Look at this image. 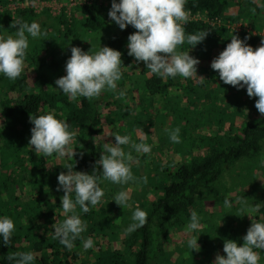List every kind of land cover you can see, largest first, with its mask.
Returning <instances> with one entry per match:
<instances>
[{
  "label": "trees",
  "instance_id": "1",
  "mask_svg": "<svg viewBox=\"0 0 264 264\" xmlns=\"http://www.w3.org/2000/svg\"><path fill=\"white\" fill-rule=\"evenodd\" d=\"M7 3L0 0V5ZM111 3L87 0L70 17L46 12L49 23L42 31L47 36L30 39L23 74L15 81L0 75V216L15 224L9 245H0V264H11L8 257L22 252H34L35 264H213L217 254L226 255L225 240L242 246L252 221L264 222V208L249 217L236 203L243 197L249 205L264 204V116L255 108L258 98H250L246 88L224 85L210 67L233 35L247 38L254 50L262 46L264 0H186V34L209 33L195 48L185 43L178 50L199 59L197 76L206 80L203 85L196 77L150 75L143 62L128 56V36L136 30H121L109 19ZM39 16L30 11L16 17L0 14V35H14L12 24L18 19L32 23ZM244 20L252 22L250 31ZM100 45L122 53L118 88L97 98L69 100L57 91L55 80L66 75L71 47L94 53ZM204 100L202 109L198 104ZM49 111L75 133L73 158H45L29 147L30 115ZM177 128L181 143L173 145L165 132ZM112 133L128 134L134 142L152 147L149 155L132 151L134 185L147 189L135 200L147 213V223L125 234L134 208L109 203V182H101L102 203L87 214L76 209L87 222L82 236L91 237L94 247L84 251L77 240L68 250L52 235L53 225L66 218L57 178L68 166L91 174L103 143L115 142ZM148 193L155 197L152 202L145 200ZM225 198L231 208L224 207ZM209 206L221 210L225 222L218 229L211 224L214 218H207ZM192 211L202 217L201 229L193 234L198 252L186 245L189 236L184 230ZM177 234L185 237L181 244L175 242ZM258 264H264V251Z\"/></svg>",
  "mask_w": 264,
  "mask_h": 264
},
{
  "label": "clouds",
  "instance_id": "2",
  "mask_svg": "<svg viewBox=\"0 0 264 264\" xmlns=\"http://www.w3.org/2000/svg\"><path fill=\"white\" fill-rule=\"evenodd\" d=\"M186 0H112L108 12L109 19L121 30L132 26L136 31L128 36V56L136 62H143L150 75L161 79L196 77L199 84L206 81L197 76L199 59L190 55V51H179V47L187 43L191 49L201 44L209 32L200 31L186 34L184 25L189 22L190 13L185 9ZM12 27L14 35H0V75L9 80H17L25 70V61L29 49V41L41 40L47 36L36 22L16 20ZM231 42L214 58L210 64L213 71L219 75L224 85H230L237 90L245 89L250 98H258L255 108L264 116V40L262 46L255 50L248 46L245 40L233 35ZM122 53L110 47H99L94 53L85 52L79 47H71V56L66 61V75L56 79L57 91L62 92L71 101L79 98H97L104 91H115L122 79ZM121 95L124 93L121 92ZM31 138L29 147L48 158L57 156L73 158L76 153L70 146L75 139V133L70 131L65 120L58 119L54 112L44 115H30ZM165 134L173 145L181 143L180 129L166 130ZM146 135V134H145ZM114 143H103V151L96 161L91 174L75 171L68 166L65 172L58 176L57 191H63L61 206L65 219L54 224L53 238L72 250L75 241L80 240L84 251L93 249L95 241L84 238L87 222L76 213L77 207L85 214L100 205L105 197L101 182H111L123 186L136 182L131 167L137 154H151V145L141 141L136 143L128 134L112 133ZM125 146L129 151H125ZM264 164V161H261ZM102 169V171H101ZM112 201L122 209L133 208L128 190H120ZM236 203L241 206L245 216H253L261 212L264 204L249 205L243 197ZM225 208L233 206L230 199L225 198ZM202 217L192 211L190 222L185 226L189 236L186 245L192 251H200L198 238L193 234L202 227ZM147 223V213L135 206L130 223L124 229L125 234H131ZM15 230L14 221L8 216H0V245H9ZM260 251H264V222L252 221L243 237V245L225 240L223 252L217 254L213 264H258ZM11 264H35L34 252L15 253L8 257Z\"/></svg>",
  "mask_w": 264,
  "mask_h": 264
},
{
  "label": "built area",
  "instance_id": "3",
  "mask_svg": "<svg viewBox=\"0 0 264 264\" xmlns=\"http://www.w3.org/2000/svg\"><path fill=\"white\" fill-rule=\"evenodd\" d=\"M86 3L87 0H8L6 5H0V14L10 13L11 16L16 17L20 11H30L36 15L49 12L53 17H59L65 13L70 17ZM104 4L109 6L110 3L105 2Z\"/></svg>",
  "mask_w": 264,
  "mask_h": 264
},
{
  "label": "rangeland",
  "instance_id": "4",
  "mask_svg": "<svg viewBox=\"0 0 264 264\" xmlns=\"http://www.w3.org/2000/svg\"><path fill=\"white\" fill-rule=\"evenodd\" d=\"M36 23L39 24L41 30L43 29L44 27V23H49V19L46 15H42V16H39L36 20ZM244 23V26L247 27V29L250 31L252 29V22H250L249 20H244L243 21ZM237 27H241V25H238ZM9 35V34H7ZM207 103V100H204L202 102H200L198 105L200 108L204 109L205 108V105ZM206 116V114H205ZM175 130V129H174ZM210 129L208 128H205L204 130V133H208ZM150 135H148L149 137ZM228 183L231 185L232 184V179L231 177L228 178ZM107 189L108 191L110 192V199L108 200L109 203L111 204H114L115 205V202L112 201V197L120 190H128L130 192V196H131V203L133 204V208H135V206H137V202L135 200V198L139 197L140 194H143L145 193V191L147 190L146 188H142L140 185L137 186V185H134V182H130L128 185L126 186H123V189L121 186H118V185H114L112 184L111 182H109L107 184ZM261 194V193H260ZM145 200L147 201H150L152 202L154 200V196L152 195V193H148L146 196H145ZM119 207V206H118ZM133 208H130L133 209ZM126 209H129V208H126ZM219 211H221L220 209H216L215 207H212V206H209L208 207V210H207V218L208 219H212L214 218L213 220H211V224L214 228L218 229V226H223L224 225V220H223V217L221 215H219ZM209 213L211 214H218L216 215L215 217L214 216H210ZM185 241V237H183V235L181 234H177V236L175 237V242L176 244H181L182 242ZM176 258H178V255L176 256Z\"/></svg>",
  "mask_w": 264,
  "mask_h": 264
}]
</instances>
